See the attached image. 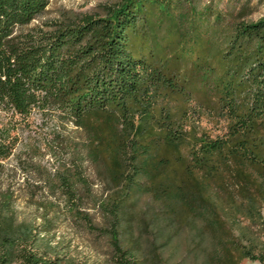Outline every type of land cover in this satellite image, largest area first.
I'll use <instances>...</instances> for the list:
<instances>
[{
	"label": "trees",
	"instance_id": "obj_1",
	"mask_svg": "<svg viewBox=\"0 0 264 264\" xmlns=\"http://www.w3.org/2000/svg\"><path fill=\"white\" fill-rule=\"evenodd\" d=\"M54 1L0 0V112L58 118L45 153L69 157L51 170L26 148L32 201L46 190L92 229L80 205L102 207L116 264H147L143 246L175 255L186 235L190 264H264V17L241 0H122L32 27ZM18 142L0 130V264H62L45 241L55 223L20 220L1 189Z\"/></svg>",
	"mask_w": 264,
	"mask_h": 264
},
{
	"label": "rangeland",
	"instance_id": "obj_2",
	"mask_svg": "<svg viewBox=\"0 0 264 264\" xmlns=\"http://www.w3.org/2000/svg\"><path fill=\"white\" fill-rule=\"evenodd\" d=\"M120 1L122 0H56L50 5L47 12L34 22L32 27L48 30L47 24L60 21L63 13L103 16L104 8ZM241 3L253 9L249 20L257 21L264 17V3H260V0H241ZM17 120L0 112V130L9 133L10 136L19 134L17 153H22L23 164L19 165L15 157L4 162L5 172L1 176V189L12 188L16 192L15 208L20 214V220L35 221L37 225H40L46 215L49 220L55 223L53 233L46 237L45 241L50 244L58 256L63 258L62 264L69 262L74 264H116L117 255L111 234L113 229L106 220L107 214L102 207L96 208L87 201L83 206L80 205L85 214L91 216V222L96 226V229H92L84 220L76 219L63 200L51 196L46 190L43 191V194H37L34 201L31 199L35 192L36 179L31 173L25 171V168L32 162V159L26 154V148L33 144L40 145L42 153L36 162L46 165L51 170L57 166L61 159L66 162L69 160L66 155L56 160L45 153V149L49 145L48 141L51 140V134L55 130H60L58 118L54 119L53 123L46 125L43 123L41 114L35 112L29 123ZM200 126L213 138L222 135L226 129L225 123L208 118H204ZM186 130H190V125ZM65 134L74 139L78 138L73 127L67 128ZM55 147L57 146L55 145ZM87 166L89 165L87 164ZM87 175L94 182L93 194L98 198L104 196L106 187L99 181H95L96 177L90 168L87 170ZM44 202L48 204L49 212L44 213L39 209L40 204ZM127 240L128 243H132L131 237H128ZM182 244L184 249L175 255H171L170 251L164 252L162 249L150 253L149 249L143 246L142 257L148 259L147 264H190V236L186 235ZM241 264L260 263L245 260Z\"/></svg>",
	"mask_w": 264,
	"mask_h": 264
}]
</instances>
